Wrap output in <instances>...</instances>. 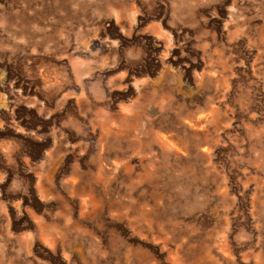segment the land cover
I'll return each mask as SVG.
<instances>
[{"label":"rangeland","instance_id":"obj_1","mask_svg":"<svg viewBox=\"0 0 264 264\" xmlns=\"http://www.w3.org/2000/svg\"><path fill=\"white\" fill-rule=\"evenodd\" d=\"M0 264H264V0H0Z\"/></svg>","mask_w":264,"mask_h":264},{"label":"crops","instance_id":"obj_2","mask_svg":"<svg viewBox=\"0 0 264 264\" xmlns=\"http://www.w3.org/2000/svg\"><path fill=\"white\" fill-rule=\"evenodd\" d=\"M217 67H218V65L217 66H215V65H211V66L207 65V67L201 73L203 74L205 70L207 72H210L211 70H213V68H217ZM168 70H169L168 68H165V71H168ZM160 80H161V78H159L157 82H159ZM107 132H109V131L107 130ZM104 135H106V132H105ZM106 143H104V142L100 143L98 169H99V172L101 171L100 172L101 174H105L109 170L111 171L113 169L118 168V164H119L118 160H114V158L105 157L104 149L106 148L105 147ZM101 166H103L102 167L103 169L101 168ZM68 182H69V184L71 185V187L73 189L77 188V186L80 185L79 175H74L73 177H71L68 180ZM90 199H91V196H90V198H83L82 199V203H84L85 201H88V200L90 201ZM119 202H120V200H119ZM83 208H85L84 205H83Z\"/></svg>","mask_w":264,"mask_h":264},{"label":"bare ground","instance_id":"obj_3","mask_svg":"<svg viewBox=\"0 0 264 264\" xmlns=\"http://www.w3.org/2000/svg\"><path fill=\"white\" fill-rule=\"evenodd\" d=\"M201 123H202V119L200 116H193L191 119L188 120V125L192 127H200ZM177 138L174 139L173 136L166 134V135H161L159 138H156V141H158V143L162 148H166V149L175 148L176 150L186 149L185 141L183 139L180 138L177 139ZM102 167L103 166H101V168Z\"/></svg>","mask_w":264,"mask_h":264}]
</instances>
